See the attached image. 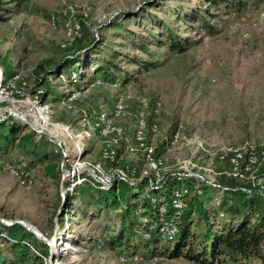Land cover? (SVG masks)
<instances>
[{
    "label": "rangeland",
    "instance_id": "374dc122",
    "mask_svg": "<svg viewBox=\"0 0 264 264\" xmlns=\"http://www.w3.org/2000/svg\"><path fill=\"white\" fill-rule=\"evenodd\" d=\"M191 1L194 4L195 0ZM160 3L166 8L177 5L172 0H0V63L4 73L6 76L17 74L30 81L29 93L35 89L47 91V95L40 97L53 110L52 120L80 130L84 126L78 122V113L61 102L63 89L69 86L57 77L53 83L45 80L37 83L33 72L36 66L45 61L51 69H56L64 58L79 54L76 44L83 39V28L89 37L111 31L110 36L119 42L114 43L115 49L134 53L135 50L120 45L125 43L123 37L100 27L120 18L125 21V27L139 35L143 33L138 23L141 9L157 12ZM223 17H227L225 21H217V34L199 36L186 28L187 34L196 39L186 51L160 50L157 64L140 72L137 79L118 82L115 87H86L87 81L101 77L94 71L99 59L94 57L89 64L86 59L84 76L76 80L74 87L80 94L72 104L88 107L102 101L110 105L112 99L121 95L125 99L129 96L128 103L134 107L137 95H145L151 101L160 96L159 114L150 117L158 124L159 132L154 140L166 169H176L183 159L190 158L198 166L194 171L219 183L220 175L227 176L223 172L230 166L225 161L219 162L217 155L223 148L231 147L241 153L239 166L246 162L239 168L242 172L239 182L252 181L264 192V177L258 176L264 167V2L240 16ZM67 66L56 71L68 74L78 70L73 62ZM124 67L130 72L136 70L133 65ZM50 131L55 134L54 127ZM59 134L64 137V132ZM45 142L48 152L57 155L61 151L58 143L48 136ZM87 143L84 159L100 161V144L94 139ZM250 157L256 160L250 161ZM10 160L15 162L17 157ZM61 160L62 155L47 164L22 167L21 174L0 172V218L23 220L50 240L58 228L60 250H56L55 242L48 246L49 255L44 257L47 264H198L183 256L160 253H170L172 249V245L163 242L155 245V253H152L153 245L139 246L133 253L137 259L126 261L119 259L132 253L125 247L113 250L93 247L104 226L113 228L115 214L107 216L106 210H96L94 206L87 208L85 215L71 210L73 205H69V199L75 195L65 189L67 182L64 178L62 181ZM119 189L125 204H141L156 193L149 185H120ZM222 191L223 188L216 187L202 195L204 199L211 197L207 206L213 215ZM75 203L81 204L78 199ZM0 235L5 237V232L0 230ZM131 237L137 243L144 239L138 234Z\"/></svg>",
    "mask_w": 264,
    "mask_h": 264
},
{
    "label": "trees",
    "instance_id": "16d2710c",
    "mask_svg": "<svg viewBox=\"0 0 264 264\" xmlns=\"http://www.w3.org/2000/svg\"><path fill=\"white\" fill-rule=\"evenodd\" d=\"M172 1L177 2L176 7L166 8L160 3L161 5H157L160 6L157 12L141 9L142 16L138 23L139 27L143 28V33L139 35L125 27V21L120 18H114L100 27V30H112L114 36L117 34L118 37H123L125 43L120 45L135 50L134 53L115 49L114 43L119 42H115L110 36L111 31L89 37L83 28V39L76 44L79 54L64 58L56 65V69L68 67L67 65L73 62L78 66L77 71L73 69L77 73V79L82 78V69L97 57L99 62L94 65L96 73H100L106 81L126 83L137 79L140 72L157 64V53L160 50L182 53L195 43L196 39L187 34L186 28L194 30L199 36H213L219 32L217 21L226 20L227 17L223 16H240L249 8H256L264 2L195 0L192 4L191 0ZM86 59L89 60L88 64ZM124 65H133L136 70L127 71ZM56 69H51L45 61L39 63L33 71L36 82H45V73ZM16 121L11 116L0 120V159L10 160L17 157L15 162L23 163V167L29 168L34 164H47L61 158L60 152L56 155L47 151L46 135L36 134L25 124ZM225 162L229 165L228 160ZM245 163L242 162L239 167L243 168ZM258 176L264 177V167ZM218 182L223 191L218 196L219 203L213 205L214 215L207 206L211 197L204 199L202 195L216 187L205 185L200 196L188 197L187 207L178 219V231L169 241L160 239L155 230L151 231L149 239H140L138 243L132 240L131 236L137 234V210L146 208L149 200L146 198L141 204L122 202L119 187L128 185L125 182H119L117 186L106 191L95 189L88 183L83 184L75 191V197L69 199V205H73V208H69L81 215H85L90 206H94L96 210H106L107 216L110 213L115 214V225L113 228L104 226L100 237L94 239L93 247H106L110 250L125 247L135 253L139 246L148 248L153 245L152 253H155V245L163 242L172 245V249L170 253H160L173 257L183 256L198 264H264V192L252 181L240 183L238 176L221 174ZM173 185L174 183L169 181L162 189L151 188L156 193L150 196L169 205L170 189ZM76 199L80 200L81 204H76ZM168 213L171 214L172 210ZM0 230L5 232V237L0 235V264H47L44 257L49 255V247L21 225H4L0 222Z\"/></svg>",
    "mask_w": 264,
    "mask_h": 264
},
{
    "label": "built area",
    "instance_id": "2783aa9c",
    "mask_svg": "<svg viewBox=\"0 0 264 264\" xmlns=\"http://www.w3.org/2000/svg\"><path fill=\"white\" fill-rule=\"evenodd\" d=\"M55 77L69 86L63 89L61 102L68 109L78 113V122L84 128L76 131L69 124L54 122L53 110L40 97L45 92L35 89L29 93L32 87L30 81L20 78L17 74L6 76L1 63L0 107L9 109L23 107L18 109L17 113L14 112V116L0 110V120L7 116L19 120L25 118L35 130H48L49 126L57 125L63 127L66 140L60 139L58 143L62 155L60 167L62 175L64 172L69 173L63 178L67 182L65 189L70 194L75 193L79 186L86 183L95 189L106 191L117 186L119 182H125L131 187L149 185L153 189H162L164 185L172 181L174 185L170 189L169 205L154 196H148V206L137 210L138 218L135 226V232L144 239H149L151 231L155 230L160 239L172 240L178 231V219L187 207L188 197L200 196L205 185L213 187H220V185L216 183V180L198 173L197 170L194 171L198 166L192 163L190 158L183 159L176 169H166L161 155L157 154L159 147L154 140V136L159 132L158 124L150 117L152 115L155 118L159 114L161 97L151 101L145 95H137L134 99V107L128 103L129 96L125 99L121 95L112 99L110 105L99 101L88 107H75L72 103L80 94L74 88L77 73L74 70L69 71L68 74L61 70L49 71L45 73L44 80L53 83ZM118 82H109L102 77H97L87 81L85 86L115 87ZM44 95H47V92ZM36 134L40 133L36 131ZM49 138L54 141L53 138ZM90 139L100 144V161L92 162L84 159L86 146L89 144L87 141ZM240 157L241 153H236L231 147L223 148L218 152L219 162L228 160L230 166L228 171L223 173L241 177ZM255 160L254 157H250V161ZM22 167L23 163L0 159V172L21 174ZM260 184L261 180L258 182V185ZM170 209L171 214L168 213ZM128 258L137 259L136 254L133 253L129 256L122 255L119 259L126 261Z\"/></svg>",
    "mask_w": 264,
    "mask_h": 264
},
{
    "label": "water",
    "instance_id": "95a60500",
    "mask_svg": "<svg viewBox=\"0 0 264 264\" xmlns=\"http://www.w3.org/2000/svg\"><path fill=\"white\" fill-rule=\"evenodd\" d=\"M0 110L6 111L7 114H9L11 116L15 115V113L12 111V109H9V108H6V107H0ZM20 119H21V122L24 123L25 125H27L33 132L36 133V131H37L40 134H44V135H46L48 137L53 138L56 143L60 142L58 137L55 134H53L52 132H50L49 130H47V129L35 130L34 128H32L30 126V124L27 121V119H25V118H20ZM63 177L64 176L62 175V181H63ZM0 222L5 224V225H11L13 223H18L25 230H27L28 232L33 234L36 238H38L40 241L44 242L47 246H52V243L55 242L59 238V230H58V228L55 230V234H54L53 238L50 240L43 233H40L34 226L24 222L23 220H20V219L6 220V219L0 218Z\"/></svg>",
    "mask_w": 264,
    "mask_h": 264
},
{
    "label": "bare ground",
    "instance_id": "6f19581e",
    "mask_svg": "<svg viewBox=\"0 0 264 264\" xmlns=\"http://www.w3.org/2000/svg\"><path fill=\"white\" fill-rule=\"evenodd\" d=\"M26 106V105H25ZM20 107V106H19ZM13 112H15V113H17L16 111L17 110H12ZM54 127V133H55V135L58 137V139L60 140V139H63L64 137L62 136V135H60L59 134V132H64V130H63V128L61 129V127L59 126V125H57V126H49V131L52 129ZM51 132V131H50ZM64 140H66L65 138H64ZM66 173H68V172H64V174H66ZM64 174H63V176H64ZM54 243V242H53ZM53 243H52V246H53ZM54 245L56 246V250L57 249H59L60 250V245H61V241H60V238H58L56 241H55V243H54ZM58 250V251H59Z\"/></svg>",
    "mask_w": 264,
    "mask_h": 264
}]
</instances>
